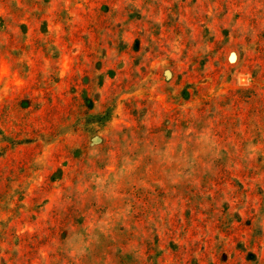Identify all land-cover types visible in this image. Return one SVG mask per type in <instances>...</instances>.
Returning <instances> with one entry per match:
<instances>
[{
  "label": "rangeland",
  "instance_id": "374dc122",
  "mask_svg": "<svg viewBox=\"0 0 264 264\" xmlns=\"http://www.w3.org/2000/svg\"><path fill=\"white\" fill-rule=\"evenodd\" d=\"M0 264H264V0H0Z\"/></svg>",
  "mask_w": 264,
  "mask_h": 264
}]
</instances>
